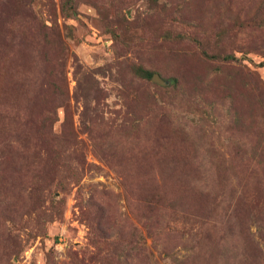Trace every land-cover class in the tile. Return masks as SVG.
I'll return each instance as SVG.
<instances>
[{"label": "rangeland", "instance_id": "rangeland-1", "mask_svg": "<svg viewBox=\"0 0 264 264\" xmlns=\"http://www.w3.org/2000/svg\"><path fill=\"white\" fill-rule=\"evenodd\" d=\"M0 264H264V0H0Z\"/></svg>", "mask_w": 264, "mask_h": 264}, {"label": "water", "instance_id": "water-1", "mask_svg": "<svg viewBox=\"0 0 264 264\" xmlns=\"http://www.w3.org/2000/svg\"><path fill=\"white\" fill-rule=\"evenodd\" d=\"M151 81L159 85H164V82L159 79L157 74L152 75Z\"/></svg>", "mask_w": 264, "mask_h": 264}]
</instances>
